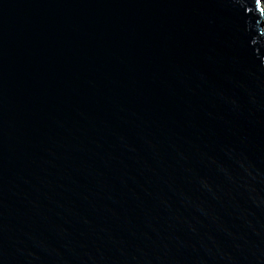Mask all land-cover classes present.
Returning <instances> with one entry per match:
<instances>
[{"label": "water", "instance_id": "1", "mask_svg": "<svg viewBox=\"0 0 264 264\" xmlns=\"http://www.w3.org/2000/svg\"><path fill=\"white\" fill-rule=\"evenodd\" d=\"M262 4L0 0V264H264Z\"/></svg>", "mask_w": 264, "mask_h": 264}, {"label": "rangeland", "instance_id": "2", "mask_svg": "<svg viewBox=\"0 0 264 264\" xmlns=\"http://www.w3.org/2000/svg\"><path fill=\"white\" fill-rule=\"evenodd\" d=\"M263 5H264V0H263L262 7H264ZM263 13H264V8H263ZM261 21H262V23H264V16H263V18L261 19Z\"/></svg>", "mask_w": 264, "mask_h": 264}, {"label": "bare ground", "instance_id": "3", "mask_svg": "<svg viewBox=\"0 0 264 264\" xmlns=\"http://www.w3.org/2000/svg\"><path fill=\"white\" fill-rule=\"evenodd\" d=\"M264 8V7H263Z\"/></svg>", "mask_w": 264, "mask_h": 264}]
</instances>
